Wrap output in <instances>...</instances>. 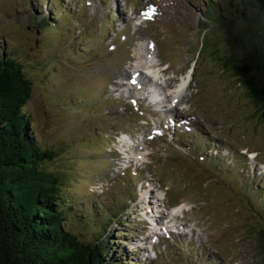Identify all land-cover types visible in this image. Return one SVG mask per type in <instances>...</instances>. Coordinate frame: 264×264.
<instances>
[{
  "label": "rangeland",
  "instance_id": "374dc122",
  "mask_svg": "<svg viewBox=\"0 0 264 264\" xmlns=\"http://www.w3.org/2000/svg\"><path fill=\"white\" fill-rule=\"evenodd\" d=\"M213 1L220 3V7L223 8L224 0ZM141 4L142 2H139L138 6L135 4V8L140 9ZM204 5L205 0H158L157 7L161 12L156 13V22L150 23L148 29L147 27L143 29L146 32L142 35L143 38L151 36L155 40L158 57L161 53L164 59H161L160 63L168 64L170 76L174 73V77H178L179 72L185 73L195 62L194 86L191 84L192 90L187 93L189 96L192 92L189 97L191 103L193 101L192 112H189V116L192 125L193 123L196 125L193 128L196 136L191 135V140H203L204 144L199 148L193 147L194 143L193 146L186 144L187 146L173 147L175 144L172 139L170 142L172 148L169 149L166 148L165 142L170 140L171 133L166 135L164 142L152 134L162 131V128H156L155 119H152L154 123L152 131H149L151 122H148L149 125L141 129L143 136L139 138L136 137L139 124L137 116L130 117L126 112L124 115L128 119L125 121L122 120L123 116L119 121L111 120L107 114L111 108L106 105L100 109L92 103L97 97L104 99L112 94L107 86L110 81L107 75L109 71L101 61L108 52L106 36L109 30L105 29V34L100 37L102 25L99 19L93 20L90 26L88 23L91 18L87 17L86 25L78 20L63 31L52 33L47 29L39 31L38 28L43 27L39 24V19H35L34 22L31 20L33 13L40 12L36 9V3L35 6L33 4L32 12L30 0H0V43H4L6 48L14 51L22 61L30 64L34 89L25 111L30 113L33 134L39 140V145L43 148L58 147L57 157L53 162H47L46 167L51 171L63 170L66 174L69 173L61 193L68 198L67 202L71 206L72 214L68 223L69 220H73L74 223L68 224V227L81 241L88 242L104 226V220L96 216L91 218L90 223L85 224V219L80 215L82 211L93 209L96 201L99 202L101 198V201L105 202L110 201L109 197H117L120 194L119 190L130 182L128 175L145 174L146 171L138 169L139 172H134L135 168L131 165L128 171L119 173L116 180L112 181V185L104 189L103 195L97 197V193H93L98 192L99 181L103 180L105 184V179L113 174V163L111 161L107 163L110 151L113 150L108 146L113 141V133L117 131L118 134H122L118 141L122 138L129 140L131 135L133 142L136 141L135 143L140 145L144 143L140 151L148 154L145 159L148 160V173L160 185L167 187L171 204L180 203L185 209L194 206L190 212L184 213V222L188 223L186 225L180 223L181 234L170 235L167 241L164 240L165 246L159 247L160 255L155 257L156 254H152L153 264H195L194 260L198 264H264L261 248L254 236L257 230H264V206L257 194L255 197L251 194L250 199L242 196L245 190H255L260 178L257 182L256 180L251 182L252 186L247 185L241 177L248 175V169L238 159V154L241 156V152L248 149V152L258 151L259 159L264 162V128L252 118L253 109L242 98L243 88L239 85L234 87L222 76L224 74L217 71L214 63L204 56L202 58L198 56L200 59L195 61L196 50L200 45L197 21ZM239 13H242V10ZM101 14L99 12V16ZM232 14L228 12L225 19L227 22H231ZM238 25L240 27L235 26L232 31L228 29L224 32L222 24L212 28L205 34V49L218 55L220 50L225 49L222 45L223 40L229 44L228 51L238 53L250 62L248 51L235 41V38L243 39L244 31L246 32L248 27L241 26V23ZM131 34L134 36L135 32ZM212 57H215V54ZM119 64L121 61L115 64L113 74L123 72L117 68ZM79 93L90 104H82L81 98L73 95ZM106 93L107 95L103 97ZM72 96L76 98L74 102L76 105L71 107L66 103ZM180 108L181 111L185 110L183 107ZM164 112L166 111H162V118ZM172 114H175V119L179 117L174 112ZM163 122L164 120L161 124ZM143 138L145 142H141ZM185 139L188 138H181L182 143ZM206 140L220 141L231 149L228 158L215 159L222 161L221 165L234 170V173L226 171V168H220V165L213 168L209 163L212 154L206 163L198 159L199 156L204 157L207 152L209 146L205 143ZM120 147L118 146V149ZM134 152L137 153V150L131 153ZM249 164L250 166L246 163L252 168L251 161ZM237 166L242 167L239 172L244 170L246 174L238 173ZM262 169L257 167L261 173ZM262 183L264 188V181ZM251 191L248 192L252 193ZM136 203L137 200L133 205ZM139 214L129 217L123 215L122 219L127 217L125 220L128 221L130 218V223L126 227L118 223L108 227L106 232L110 235L112 244L108 246L116 249L118 254L126 251L118 248L119 245L126 248L129 244L131 247L132 241L140 239L137 234L141 232L140 222L143 218L140 211ZM168 219L169 221L162 224V229L174 230V227L177 229L175 222L169 216ZM155 228L157 226L152 224V235ZM159 229L161 227H158ZM191 236L195 245L200 244L199 252L192 247L184 252ZM131 256L136 262L135 256Z\"/></svg>",
  "mask_w": 264,
  "mask_h": 264
},
{
  "label": "trees",
  "instance_id": "16d2710c",
  "mask_svg": "<svg viewBox=\"0 0 264 264\" xmlns=\"http://www.w3.org/2000/svg\"><path fill=\"white\" fill-rule=\"evenodd\" d=\"M221 19L223 32L237 26ZM243 36L235 41L248 51L250 62L228 51L229 44L223 40L226 51L217 55L204 47L200 58L212 61L228 82L243 88L242 98L252 107V118L264 128V45L251 35ZM29 65L0 43V264H126L123 252L109 247L106 232L117 211H102L104 226L88 242L68 227L74 221L68 223L71 206L61 192L69 173L46 167L57 157L58 147L39 145L30 113L25 111L34 89ZM86 214L82 219L88 224L91 218ZM254 236L264 257V230Z\"/></svg>",
  "mask_w": 264,
  "mask_h": 264
},
{
  "label": "bare ground",
  "instance_id": "6f19581e",
  "mask_svg": "<svg viewBox=\"0 0 264 264\" xmlns=\"http://www.w3.org/2000/svg\"><path fill=\"white\" fill-rule=\"evenodd\" d=\"M145 69H144V71L143 72H138V73H140V75H141V78H140V80L142 81L143 80V77H144V74L146 73V71H148L149 73H151V70L150 69H148V65H146L145 67H144ZM190 71V69H188V72ZM188 72H186L185 74H183L182 76V79L180 78L178 81H176V83H175V85L174 86H172V88H173V91L171 92L170 90H172V88H169L170 86H171V82H170V85H169V87H168V93L169 94H165L164 93V91L162 90V89H160V88H158V87H156V90L158 91V93L159 92H161V93H159V94H161L162 95V97H163V107L165 108L166 107V104L168 103V100H172V98L173 99H175V98H177L178 96H179V94H181V92H182V86L184 85V83H185V80L186 79H188V77L190 76V73H188ZM153 74H154V76H156V74H157V72L155 71V72H153ZM150 83H152L151 81H150ZM168 96H170V99H168ZM164 99H165V101H164ZM170 111H172V113L174 112V113H178L177 112V109H170ZM175 115V114H174ZM171 117V116H170ZM162 119V118H161ZM175 119V118H174ZM174 119H173V121H174ZM163 121V120H162ZM122 141H124V142H122V143H124V144H128V140L126 139V138H123L122 139ZM131 154H133V153H131ZM133 155H135V154H133ZM137 155V154H136ZM143 155V153H140V154H138V156L139 157H141ZM151 185V184H150ZM142 190V189H141ZM156 205L158 206V202H159V199H156ZM182 207L181 206H179V205H177V206H175L173 209H172V213L170 214V218H171V220L172 221H174V219H173V215H176L177 213H178V211L181 209ZM154 226H156V225H154ZM174 226V225H173ZM168 228H170V227H168ZM174 229H176V227H174ZM155 230V232H154V236H157V235H159V231L161 230V229H159L158 230V227L157 228H155L154 229Z\"/></svg>",
  "mask_w": 264,
  "mask_h": 264
}]
</instances>
